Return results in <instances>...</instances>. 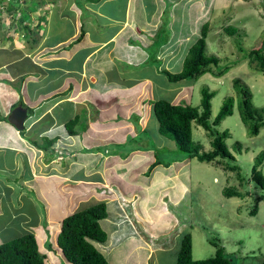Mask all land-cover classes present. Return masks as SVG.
Masks as SVG:
<instances>
[{
    "label": "crops",
    "instance_id": "1",
    "mask_svg": "<svg viewBox=\"0 0 264 264\" xmlns=\"http://www.w3.org/2000/svg\"><path fill=\"white\" fill-rule=\"evenodd\" d=\"M70 2L63 3L67 15L62 14L63 17L52 22H59L58 28L57 24L51 27L39 21L34 36L29 39L31 29L26 21L20 19L19 24L17 19H11L10 27L0 31V155L2 151H10L8 156L26 155L27 176L23 179L24 172L15 174L14 181L19 176L23 179L24 193L44 203L45 224L60 223L66 213L70 214L84 202L105 201L108 214L100 224L120 239L130 229L140 232L133 226L130 228L131 216L140 219L141 208H148L133 205V200L138 201L135 189L146 192L157 184V189L163 191L164 181L155 178L160 174L163 179H169L183 167V161L163 155L164 142L175 148L173 141L167 137L161 141L152 134L150 140L145 131L152 123L150 118H154L151 102L156 98L147 106L145 101L140 102L145 91L156 85L157 76L166 70L162 61L165 52L157 48L163 38L160 32L156 34V28L165 26L167 2ZM162 3H166L164 7ZM13 28L17 35L23 32L21 39L9 35ZM165 29L174 39L172 26ZM157 42L161 44L156 45ZM151 47L160 49L157 58L162 65L149 59L147 49ZM2 53H8L9 58H1ZM113 60L130 66L118 75L124 76L125 82L111 75ZM132 67L141 73L136 75ZM18 106L26 108L28 113L22 130L8 122L9 113ZM83 111L85 116L81 115ZM73 118L77 122L73 132H69L65 124ZM155 122L156 134L162 137ZM46 140H51L48 148L35 144L43 145ZM3 165L0 168L4 169ZM0 179L1 192L7 188L9 193L10 176L0 173ZM3 199L1 196L0 211ZM167 201L173 206L178 200L172 201L170 194ZM172 206H165L169 215ZM120 215L126 219L129 230H125L123 222H117ZM172 217L177 220L176 215H171L170 221ZM42 233L46 239V230ZM131 238L136 240L135 246L117 264L141 261V264H157L160 252H165L164 247L170 248L173 242L171 239L169 243L151 247L140 235ZM179 240L180 234L178 246Z\"/></svg>",
    "mask_w": 264,
    "mask_h": 264
},
{
    "label": "rangeland",
    "instance_id": "2",
    "mask_svg": "<svg viewBox=\"0 0 264 264\" xmlns=\"http://www.w3.org/2000/svg\"><path fill=\"white\" fill-rule=\"evenodd\" d=\"M64 1L0 0V31L10 27L11 19H17L19 24L20 19L26 21L25 23L31 29V33L27 35L29 39L34 36L33 32L39 21L41 23L45 21V25L51 24V27L57 24L55 27L58 28L59 22L55 24L52 22L58 17L67 15ZM67 1L70 2V0ZM85 1L88 0H79L81 4ZM166 2L165 26L156 28V34L160 32L159 34L163 38L162 45L157 48L160 47L165 52L164 60L162 59L164 68L170 73L181 70L190 46L199 36L200 27L204 23H208L206 50L208 54H214L219 58L218 65L211 66V69L213 73L220 70H225V72L221 76L207 72L196 80H182L174 83L168 82L166 75L160 73L155 81L156 85L145 91L140 102L145 101L144 104L147 106V103L156 98V100L165 99L177 104L199 106L202 88L207 87L214 92L211 99L210 121H212L223 100L227 96H233V113L226 116L216 128L218 131L228 129L230 132V136L225 141L235 160L217 158L220 163L202 162L196 157H188L186 153L179 151L176 147H168L166 143L169 142H164L163 155L174 161H183L181 163L183 167L169 179H163L164 177L160 174L155 178L156 181H164L161 185L165 189L163 191L157 189V184L147 189L146 192L140 191L138 187L135 189L138 201L136 203L133 200V205L148 207L141 208L143 215L140 216V219L135 216H131L132 221L130 219L132 224L130 228L133 226L136 232L140 231L141 233L132 232L130 229L132 233L127 232L118 239L101 224L108 233V239L105 242H92L108 262L117 264L116 261H120L126 251L128 252L135 246L136 240L131 237L140 235L143 241H146L151 247L169 243V240L172 239L170 248L166 246L164 247L166 248L165 252H160L157 264H173L178 251L177 237L188 231L192 235V256L195 260L214 255L215 246L210 241L214 238L216 239L214 241H218L225 248L226 253L236 258V264H258L264 254V199L258 202L255 214H251L250 210L256 197L260 194L264 195V190L255 187L253 182H250V173L256 155L264 150V125L257 135L248 134L239 117L237 102L239 96L233 86V80L235 78L243 80L252 92L253 104L257 108L264 107V72L252 68L247 56L251 49H258L264 43V0H166ZM59 4H62V7ZM162 4L164 7L166 3ZM38 8L40 9L38 10ZM170 25L175 34L174 39L170 38L167 29H165ZM226 28H234L235 31L229 32ZM11 30L9 35L12 37H16V39L23 37V32L17 35L15 28ZM150 30L152 27L149 28ZM36 32L39 33V29ZM159 44L161 43L157 42L156 45ZM240 46L244 51L239 50ZM0 47L2 48V46ZM157 48H148L147 53L150 56L149 59H154L153 64L162 65V61L157 58L160 51ZM1 58L7 59L9 54L2 53ZM165 61H167V65H164ZM129 69V65L113 60L111 75L118 76L120 71ZM131 69L135 71L133 67ZM138 71H135L136 75L141 73ZM117 80L125 82L126 78L118 76ZM81 115L85 116L86 113L83 111ZM154 118H150L152 123H149V127L145 131L150 135V140L152 134L161 141H166L165 136V139L163 136H157L156 119L154 120ZM191 128L192 138L201 144V151L210 150V136L206 130L195 122L192 123ZM235 143H240L241 151L235 149ZM108 150L111 151L112 148ZM2 153L0 164H4V169L0 168V173L6 177L10 176L11 188L9 193L7 188L1 192L0 179V197L4 198L1 202L3 203L1 206L3 213H0V244L31 232L37 237L39 251L46 256L45 264H71L63 258L56 245L60 223L45 224L44 203H39L24 193L25 188H23L22 181L26 178L25 172L28 169L25 165L26 155L12 154V156H8L10 151H2ZM227 164L238 165L245 180L240 182L235 171L224 169L223 166ZM260 169L264 175V161ZM22 173L23 179L20 180L18 176L15 182V174L21 175ZM121 180L123 179L121 178ZM226 186H234L243 192L247 191L248 194L243 198L227 197L222 193ZM2 193L4 194L1 195ZM170 194L172 201L178 200L173 206L167 201ZM175 197L177 198L175 199ZM90 202H84L75 207L73 212L90 206L92 204ZM165 206H172L169 212L171 215H176L177 220L172 217L170 221L171 215L167 213ZM117 222H123L125 230H129V224L126 219H122V215L117 217ZM45 230L48 235L46 239L41 236ZM177 231L181 233H177ZM147 237L149 239L146 240ZM141 263L142 261L139 264Z\"/></svg>",
    "mask_w": 264,
    "mask_h": 264
},
{
    "label": "trees",
    "instance_id": "3",
    "mask_svg": "<svg viewBox=\"0 0 264 264\" xmlns=\"http://www.w3.org/2000/svg\"><path fill=\"white\" fill-rule=\"evenodd\" d=\"M81 5V4H80ZM199 36L188 50L184 58L183 66L179 72L170 73L164 70V74L170 82L198 79L207 72H212L211 66H217L219 58L214 54H208L206 50V36L209 31L208 23H204L199 29ZM227 31H235L234 28H226ZM239 50L244 51L240 46ZM249 65L259 72H264V43L258 49H251L248 53ZM255 61V64H254ZM225 70H220L215 76H221ZM238 99L239 117L245 125L249 135H257L264 125V107L257 108L252 101V92L249 86L240 78L233 80ZM201 101L199 106L190 104L172 103L165 99L152 102V112L158 123V131L161 135L174 142L175 147L187 154L188 157H196L202 162H217V158L234 161L235 157L229 150L226 139L230 136L228 129L218 131L216 126L228 115L233 113L234 98L227 96L217 112L210 121L211 99L214 92L207 87L202 88ZM77 122V118L66 122L65 127L69 132ZM203 127L210 136L211 149L201 151L202 146L192 138V123ZM39 148H48L51 140L42 144L35 142ZM235 149L241 151L240 143H235ZM264 161V150L258 153L251 167L250 182L255 187L264 190V175L260 169ZM158 161H156L154 166ZM224 169L235 171L240 182L245 179L240 173L236 164H227ZM222 193L227 196L243 198L248 192L238 190L234 186H226ZM264 199L260 194L256 197L254 205L250 210L255 214L258 202ZM105 201H99L81 210L71 212L60 222V230L56 238V245L60 249L63 258L71 264H112L108 262L103 253L93 242H105L107 233L102 228L100 221L108 214ZM211 239L215 246L214 255L203 259H193L192 256V235L186 231L180 234L179 246L175 264H236V258L225 252V248L218 242ZM93 241V242H92ZM45 255L39 251L36 236L25 233L0 244V264H45ZM258 264H264V254Z\"/></svg>",
    "mask_w": 264,
    "mask_h": 264
},
{
    "label": "water",
    "instance_id": "4",
    "mask_svg": "<svg viewBox=\"0 0 264 264\" xmlns=\"http://www.w3.org/2000/svg\"><path fill=\"white\" fill-rule=\"evenodd\" d=\"M27 116V109L22 106H18L9 113L8 122L11 123L17 130H22L24 129V122L27 119Z\"/></svg>",
    "mask_w": 264,
    "mask_h": 264
},
{
    "label": "clouds",
    "instance_id": "5",
    "mask_svg": "<svg viewBox=\"0 0 264 264\" xmlns=\"http://www.w3.org/2000/svg\"><path fill=\"white\" fill-rule=\"evenodd\" d=\"M175 264V263H174Z\"/></svg>",
    "mask_w": 264,
    "mask_h": 264
}]
</instances>
